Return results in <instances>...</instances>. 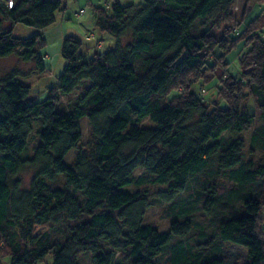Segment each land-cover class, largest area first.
Here are the masks:
<instances>
[{
  "label": "trees",
  "instance_id": "16d2710c",
  "mask_svg": "<svg viewBox=\"0 0 264 264\" xmlns=\"http://www.w3.org/2000/svg\"><path fill=\"white\" fill-rule=\"evenodd\" d=\"M235 2L110 0L94 6V27L114 47L84 54L81 38L65 36L66 63L44 99L25 102L31 85L16 70L0 76V256L8 264L48 256L50 264H77L85 251L93 264H159L162 248L174 235L186 237L192 224L175 217L161 231L146 222L154 202L122 190L137 169L141 181L166 186L157 202L194 189L195 181L204 211L214 215L217 233L179 241L168 264H264V7L248 20V4L235 21ZM64 8L60 0L0 1V58L16 54L44 72L43 31ZM16 23L39 32L16 36ZM240 44L237 68L229 70ZM215 81L214 99L191 90ZM84 83L77 101L58 111L62 97ZM251 97L257 120L246 105ZM82 118L90 125L85 143ZM146 118L152 126L139 125ZM35 124L40 142L24 156ZM26 169L33 170L28 187L14 178ZM60 173L63 181L53 185Z\"/></svg>",
  "mask_w": 264,
  "mask_h": 264
},
{
  "label": "rangeland",
  "instance_id": "374dc122",
  "mask_svg": "<svg viewBox=\"0 0 264 264\" xmlns=\"http://www.w3.org/2000/svg\"><path fill=\"white\" fill-rule=\"evenodd\" d=\"M62 7L64 6V9H61L58 11V19L60 11L66 10L67 14L70 16L72 15L71 19H64L63 23H59L57 25H54L53 27L49 28V33L47 34V45L42 50L43 55L44 53H47V59H44L45 64V70L44 72L39 71L37 69L35 62L32 61H23L18 55L13 54L8 57L0 58V76L4 75L5 73L16 70L20 73L22 79L29 83L31 85L30 93L28 97L25 99V102L28 103L30 101H38L42 100L46 97L47 91L49 87L56 86L58 84V77L62 73L64 65L66 63L65 59L63 58L61 54V46L63 38L66 35H74L77 37H80L84 41V45L82 46L81 50L84 54H86L87 47L85 44H88L89 42L86 39V36H84L85 28L90 29V31H93L96 35L102 34V32L95 30L93 28V24H90L89 27L87 24L83 23L84 21H88L92 17V13L94 10L95 5H106L107 2L110 0H60ZM123 5H126L128 3H139L142 0H120ZM252 5L254 8L250 14V16L247 18L248 20L256 14L260 13L263 9V5L261 3H256L254 0H236L235 2V8L233 10V16L235 21H239L242 17V14L246 8L247 5ZM80 9L85 10L82 15H79L78 17L74 16L75 12H79ZM262 12H264L262 10ZM10 21H4L3 25L8 26L10 25ZM81 24L84 26L81 28ZM228 25H225V27ZM241 28L235 31V35L240 32ZM39 32L38 29L24 25L22 23H16L13 25V34L20 37H28L33 35L34 33ZM216 37H223L224 31L221 28L214 27L211 31ZM89 33V32H88ZM106 37L109 36L108 39L104 41L103 46L99 47L101 42H97L94 39L93 42L94 45H90V51H94L95 48H99V51H105L108 49H111L114 47V40L108 33H103ZM92 43V41H90ZM243 49H245V46L242 47V44L238 45V47L229 55V60H231V63L228 67L229 70L235 71L237 68L236 63V56L239 52H241ZM241 50V51H240ZM88 83H84L81 86H79L72 94L63 96L62 97V104H59L57 109L60 112H64L65 109H67V102L77 101L78 97L83 93V90L87 87ZM216 85L217 81L210 83L208 85H204L202 83H195L192 85L191 90L197 91L198 93H202L204 91H208L207 98L214 99L216 96ZM178 91L175 89L172 90V92L168 95L167 99L171 100ZM246 105L249 109V111L256 116V120L260 117V112L257 109L255 99L253 97L249 98L246 102ZM140 126H152L153 123L149 119H144L139 123ZM37 128V125H34L33 132L30 137V141L26 148L23 151L24 156H31L33 153V147L38 144L39 138L37 140L35 130ZM81 128H82V143H85L88 136H89V128L90 125L88 123L87 118L81 119ZM76 155V150L72 149L68 152V154L65 156L64 161L66 164L70 165L73 163L74 157ZM142 174H145L142 169H137L134 174L133 183L123 186L122 190L125 191H137L140 190L144 194H147L149 196V199L151 202H154L153 205H151L147 211H146V217L145 221L148 223H152L155 225L156 228H158L161 231H168L170 228V220L172 218L177 217V219H189L192 224V228L189 232V234L186 237H180L177 235H174L171 239V241L166 244L162 248L161 258L159 264H168V259L172 255V248L177 245V243L181 240L185 241L187 239L193 238L194 241L197 239H202V236L204 232L208 234H216V228L213 226V214H208L204 211L202 207V202L198 198V190H196V182L192 181V186L194 189L189 185L187 189L179 194L174 200L172 201H162L157 202L154 200L155 193L157 190L165 188V185L161 184H148L140 180ZM33 175V170L26 169L19 174H17L14 178H20L22 180L23 186L28 187L30 184L31 177ZM202 179L205 178L204 175L200 176ZM64 174L60 173L57 176V180L53 181V185H60L61 180L63 181ZM201 180V179H200ZM224 184L227 185L228 182L224 181ZM199 186V185H198ZM221 186V184H220ZM77 194L83 198L82 192L78 191ZM73 223H76V221H73ZM207 239V238H206ZM192 242V241H190ZM9 257L6 256H0V264H8ZM51 263V257L48 256L44 262H38L37 264H50ZM77 264H93L91 260V255L89 251L82 252L78 255Z\"/></svg>",
  "mask_w": 264,
  "mask_h": 264
},
{
  "label": "crops",
  "instance_id": "0c3cea01",
  "mask_svg": "<svg viewBox=\"0 0 264 264\" xmlns=\"http://www.w3.org/2000/svg\"><path fill=\"white\" fill-rule=\"evenodd\" d=\"M118 1H120V0H118ZM121 2V1H120ZM108 3V2H107ZM96 6V5H95ZM98 6V5H97ZM100 6V5H99ZM101 6H103V5H101ZM83 9H80V12L78 13V12H75L74 13V16L75 17H78L79 15H82L83 13H84V11L85 10H83ZM57 13L58 12H56V19H55V22L52 24V25H50L49 27H47L44 31H43V35L45 36V37H47V34L49 33V28H51V27H53L54 25H57V24H59V23H63V21H65L64 19H66V18H68V19H71V17H72V15H68L67 14V11L66 10H63V11H60V14H59V19H58V15H57ZM83 23H85V24H87V26L89 27V25L90 24H93V28L96 30V28L94 27V13H92V17L88 20V21H84ZM84 25L83 24H81V28L83 27ZM85 28V32H84V36H86V39H87V41L89 42L88 44H85L86 45V47H90V45H94L95 43H97V42H101V44H99L100 46L99 47H101V46H103V44H104V41L105 40H107L108 39V41H109V36L108 37H106L105 35H103V33L102 34H100V35H96L93 31H90V29H88V28H86V27H84ZM89 32V33H88ZM105 34V33H104ZM91 35H94L95 36V38H94V40L96 41L95 43L93 42V40H91L92 38H90L89 36H91ZM66 36H68V35H66ZM80 38V37H79ZM90 41H92V43H90ZM83 43H84V41H83ZM96 50H98L97 48H95ZM88 50V49H87ZM88 52H90V50H88ZM47 57V53H44V57ZM47 59V58H46Z\"/></svg>",
  "mask_w": 264,
  "mask_h": 264
},
{
  "label": "built area",
  "instance_id": "2783aa9c",
  "mask_svg": "<svg viewBox=\"0 0 264 264\" xmlns=\"http://www.w3.org/2000/svg\"><path fill=\"white\" fill-rule=\"evenodd\" d=\"M0 1L7 3L9 6H11L13 2V0H0Z\"/></svg>",
  "mask_w": 264,
  "mask_h": 264
}]
</instances>
